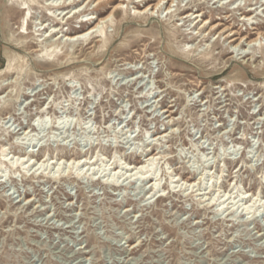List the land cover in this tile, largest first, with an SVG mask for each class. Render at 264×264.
Returning <instances> with one entry per match:
<instances>
[{
    "label": "rangeland",
    "instance_id": "rangeland-1",
    "mask_svg": "<svg viewBox=\"0 0 264 264\" xmlns=\"http://www.w3.org/2000/svg\"><path fill=\"white\" fill-rule=\"evenodd\" d=\"M160 1L0 0V264H264V0Z\"/></svg>",
    "mask_w": 264,
    "mask_h": 264
},
{
    "label": "bare ground",
    "instance_id": "bare-ground-1",
    "mask_svg": "<svg viewBox=\"0 0 264 264\" xmlns=\"http://www.w3.org/2000/svg\"><path fill=\"white\" fill-rule=\"evenodd\" d=\"M162 1V0H161ZM160 1V2H161ZM159 5V3L158 4H156L155 5V8L157 7ZM149 6H151V4L149 3L148 5H147V7H149ZM146 7V8H147ZM152 7L153 6H151L149 9H152ZM154 8V9H155ZM167 9H169V7L167 8ZM71 11V10H70ZM70 11L68 12V13H70ZM68 13H66V14H68ZM76 13V12H75ZM74 13V14H75ZM199 16V14L198 13H195V16H194V18H197ZM107 19V18H106ZM106 19H104V20H106ZM100 25V24H99ZM96 27H98V24L97 25H95V26H93V27H91V28H89L86 32H81V33H77V34H73V35H71V37L70 38H68L69 40L71 39V40H78V39H81V37L82 36H84V35H86V34H89V33H93V32H95L96 31ZM232 35H234V34H232ZM236 39H238V38H236L235 36H233L232 38H231V40L230 41H234V40H236ZM264 39V33H260V34H258L257 35V37H255V38H253V39H250V40H247V38L245 37V38H243V39H241L240 41H239V43L238 44H236L235 46H239V45H241L244 41L246 42V44L248 45V46H255L256 45V43L257 42H259V44H261L262 43V40ZM70 40V41H71ZM244 45V44H243ZM163 136H165V134H163V135H159L158 137L160 138V137H163ZM158 138V139H159ZM23 158V157H22ZM155 158V154H145L144 155V157L142 158V160H141V162H139V163H137L136 165H134V166H129V167H127V166H125L126 168H131L130 169V171H132V170H137L136 172L138 173V172H143V169H145L146 168V170H145V172L144 173H147V172H149L150 170H149V168H148V166L149 165H151L152 164V162H153V159ZM86 159V158H85ZM74 160H75V158H74ZM82 158L81 157H78V158H76V160L74 161V163H77V165L78 164H80L82 161ZM29 161V160H28ZM73 161V160H72ZM85 162H86V160H84ZM23 163V162H22ZM43 163V162H42ZM83 163V162H82ZM87 163V162H86ZM43 164H41V166H42ZM116 168H118V167H116ZM123 168V167H122ZM148 168V169H147ZM118 172V171H117ZM136 172L135 173H131V174H129V176L128 177H131L132 175H137L136 174ZM142 176H144V175H142ZM146 177V176H145ZM147 178V177H146ZM153 178V177H152ZM152 178L150 179V181H152ZM136 179H138V177L136 178ZM156 181V180H155ZM195 180H193V181H190L189 182V186L190 185H194L195 184ZM150 188L152 189V190H154L155 189V187H156V182H152V183H150ZM243 199V198H242Z\"/></svg>",
    "mask_w": 264,
    "mask_h": 264
}]
</instances>
